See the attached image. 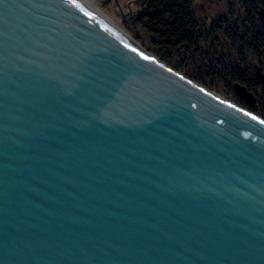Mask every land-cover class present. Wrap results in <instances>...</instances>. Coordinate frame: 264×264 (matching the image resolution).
<instances>
[{
	"label": "water",
	"instance_id": "95a60500",
	"mask_svg": "<svg viewBox=\"0 0 264 264\" xmlns=\"http://www.w3.org/2000/svg\"><path fill=\"white\" fill-rule=\"evenodd\" d=\"M119 37L0 0V264H264V119Z\"/></svg>",
	"mask_w": 264,
	"mask_h": 264
},
{
	"label": "trees",
	"instance_id": "16d2710c",
	"mask_svg": "<svg viewBox=\"0 0 264 264\" xmlns=\"http://www.w3.org/2000/svg\"><path fill=\"white\" fill-rule=\"evenodd\" d=\"M137 1L141 8H134L135 13L132 16L130 15L129 19H131L130 22L133 25L143 28L150 49L143 48L141 46L143 42L139 43L132 37L136 44L161 59L163 64L169 68L178 72H180V68L183 69L180 74L186 79L216 94L228 95L225 98L234 96L231 85L234 79L239 81L240 84L246 86L250 93L252 92L255 95L256 104L248 107L236 97H234L235 100H231L230 97L227 99L264 119V91L261 85V75L257 73V70L262 71L264 69V64H261V61H264L262 50L264 48V26L263 23L256 20V16L259 15L258 9H264V0H235L236 5L239 4L238 6H234L235 2L233 0L229 3L218 0V3L224 5L226 9H220L211 18L204 19L195 16L196 7L194 3L199 0ZM238 25H241L242 28ZM206 35H215V38H219V43H216L213 49L209 51H207L205 40L202 39ZM241 35L244 36L239 41L238 36ZM235 41L238 46H242L243 52H246V50L256 51L253 54L255 55L254 58L259 61L258 65L260 67L256 63L251 64L249 62V66L245 65L241 74L235 71L236 66L233 64L231 56V54H234L231 44ZM187 48H192V55L196 58L194 64H200V57L206 56L207 52L214 53L222 48L221 55L223 60L226 61L227 67L218 70V74L213 72L216 78H219V82H216V80L211 81L206 76L189 75L187 73L186 64L182 63L189 61ZM149 50H153V52ZM244 54L246 57L243 55L241 57L248 59V53ZM175 56L186 58V60L179 62ZM215 64V62L211 64V69H215Z\"/></svg>",
	"mask_w": 264,
	"mask_h": 264
},
{
	"label": "rangeland",
	"instance_id": "374dc122",
	"mask_svg": "<svg viewBox=\"0 0 264 264\" xmlns=\"http://www.w3.org/2000/svg\"><path fill=\"white\" fill-rule=\"evenodd\" d=\"M222 1L229 3V1H231V0H222ZM233 1L235 2L234 6L239 5V4L236 5L235 0H233ZM79 2L82 3V1H79ZM83 2H84L83 4H85L86 6H89V5H87L88 2L91 3L93 6H95L97 8V10H99V12L102 13V15H104L109 21L112 22L111 24H112L113 28L117 29L119 32L124 34L142 52H145L146 54L157 59L158 61H160L163 64L161 59H159L158 57H155L154 55H152L151 53H149L148 51L143 49V48L150 49L148 40H147L146 35H145L146 33L143 30V28L137 27L136 25H133L130 22L131 19H129V17H130V15L132 16L135 13L134 8H141V6L137 4L138 3L137 0H117V1L116 0H85ZM194 6L196 7L195 16L198 17L199 19L211 18V16L214 15L216 12H218L220 9H223V10L226 9V7L224 5H221L218 3V0H199V1L194 3ZM258 11H259V15L256 16V20L260 23H263V26H264V21L262 20L264 18V9H260V10L258 9ZM234 15L237 16L236 13H234ZM108 20L105 19L104 22L109 23ZM216 26H219V25H216ZM238 26H241V25H238ZM240 28H242V26ZM237 34H239V33H237ZM251 35H253V34L251 33ZM243 36L244 35L238 36L239 41L241 38H243ZM132 37L135 38V40H137L139 43H141V41H142L143 43L141 46L143 48L140 47L138 44H136V42L132 39ZM248 38H250V37H248ZM202 39L205 40L207 51L213 49L214 45H216V43H219V38L218 37L215 38V35H206ZM175 45H176V43H175ZM231 47H232V52L235 54V55L231 54V56L233 59V64L236 66V68H235L236 72L241 74V72L244 71V66L245 65L249 66V62L251 64L256 63L258 65L259 61L254 58L255 55L253 54V53H256V51L246 50V52L245 51L243 52L242 46H238L236 41L232 42ZM151 49H152V47H151ZM187 49H188L187 53L189 56V61L182 62V63L186 64L185 69L188 70L187 73H189V75L197 74L198 76L199 75H201L203 77L206 76L211 81L216 80V82H219V78L218 77L216 78V76L214 75L213 72H217L216 74H218V70H220L223 67H227L226 61L223 60L222 55H221V49L222 48H220L218 51H215L214 53L207 52L206 56L205 55L201 56L200 57L201 63L200 64L197 63L198 65L196 63L194 64V61H196L195 60L196 58L194 57V55H192V51H191L192 48H187ZM262 50H263V54H264V48ZM149 51L153 52V50H149ZM244 53H248L247 54L248 59L241 57L242 55L245 56ZM175 57L179 62L186 60V58H182L180 56H175ZM213 62L216 63L215 69H211V64ZM261 64H264V61H261ZM166 67H168V66H166ZM258 67H260V66L258 65ZM171 70L173 71V73L175 72L179 75H181L180 72H183V69H181V68L179 69L180 72L173 70V69H171ZM245 73H247V71H245ZM257 73H260V75L263 76L264 75V69L262 71L257 70ZM182 77H184V76H182ZM184 79H185V77H184ZM235 85L243 86L247 90V88L244 84H240L239 81L234 79L233 83L231 85V89L234 92L233 93L234 96H229V97L231 98V100L232 99L235 100L234 97H236V99L242 100L237 95H235V91H234ZM261 85H262V83H261ZM220 96L226 97L228 95H226V96L220 95ZM253 96L255 99L254 104H253V106H254L256 104V98H255V95H253ZM242 102L244 104H246L244 102V100H242Z\"/></svg>",
	"mask_w": 264,
	"mask_h": 264
},
{
	"label": "bare ground",
	"instance_id": "6f19581e",
	"mask_svg": "<svg viewBox=\"0 0 264 264\" xmlns=\"http://www.w3.org/2000/svg\"><path fill=\"white\" fill-rule=\"evenodd\" d=\"M77 5H79L81 8H83L87 13H89L92 17L96 18L97 20H99L101 23H103L107 28H109L110 30H112L113 32L117 33L120 37L121 40L125 41L126 43H129L131 44L133 47H136L138 50H140L135 44H133L124 34H122L121 32H119L117 29L113 28L112 27V22L109 21L104 15H102L101 12H99V10H97V8L95 6H93L91 3H87V5L89 6H86L85 4H83L85 0H79V1H82V3H80L78 0H73ZM96 11V12H95ZM108 20L109 23H105V19ZM141 51V50H140ZM142 52V51H141ZM157 60V59H156ZM158 63H161L160 61L157 60ZM161 65V64H159ZM163 66V65H161ZM248 91V90H247ZM250 92V91H248ZM251 94H253L251 92ZM254 95V94H253Z\"/></svg>",
	"mask_w": 264,
	"mask_h": 264
},
{
	"label": "flooded vegetation",
	"instance_id": "af4514ba",
	"mask_svg": "<svg viewBox=\"0 0 264 264\" xmlns=\"http://www.w3.org/2000/svg\"><path fill=\"white\" fill-rule=\"evenodd\" d=\"M228 98V97H227ZM228 100H230V99H228ZM231 101V100H230ZM232 102V101H231Z\"/></svg>",
	"mask_w": 264,
	"mask_h": 264
}]
</instances>
